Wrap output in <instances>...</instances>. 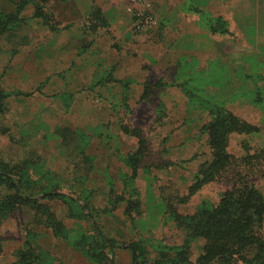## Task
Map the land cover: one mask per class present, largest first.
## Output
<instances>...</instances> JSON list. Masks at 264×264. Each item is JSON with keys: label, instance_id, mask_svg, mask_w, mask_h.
Masks as SVG:
<instances>
[{"label": "rangeland", "instance_id": "374dc122", "mask_svg": "<svg viewBox=\"0 0 264 264\" xmlns=\"http://www.w3.org/2000/svg\"><path fill=\"white\" fill-rule=\"evenodd\" d=\"M2 23L0 171L22 196L0 264H96L95 228L116 242L101 264H133V243L152 260L184 243L175 215L264 193V0H0ZM216 108L258 133L196 189Z\"/></svg>", "mask_w": 264, "mask_h": 264}, {"label": "trees", "instance_id": "16d2710c", "mask_svg": "<svg viewBox=\"0 0 264 264\" xmlns=\"http://www.w3.org/2000/svg\"><path fill=\"white\" fill-rule=\"evenodd\" d=\"M5 27V24H0V32ZM200 133L206 136L210 158L199 166L196 173L199 186L196 189L212 181L216 173L228 165L226 146L230 135H252L258 133V129L216 108L210 112V121L201 127ZM262 173L264 179V170ZM0 187L3 189L0 192V220H4L20 202L22 192L16 188L12 178L1 171ZM5 191L13 193L6 195ZM197 191L190 192V195ZM174 221L177 228L185 232L184 243L171 249L172 252L162 251L158 258L152 260L144 256L145 248L133 243V264H264V240L260 234L264 225V193L253 186L226 191L215 206L200 208L190 216L175 215ZM94 232L98 242L92 245L85 242L80 249L93 263L101 264L106 259L105 250L116 247V242L102 240L103 235L97 228ZM197 240L203 241V245L196 260L191 261L190 246ZM100 241L102 247L96 248ZM37 259L38 256L30 249L19 253L23 264H34Z\"/></svg>", "mask_w": 264, "mask_h": 264}]
</instances>
